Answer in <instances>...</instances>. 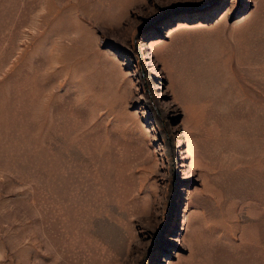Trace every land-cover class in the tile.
Wrapping results in <instances>:
<instances>
[{"label":"rangeland","instance_id":"obj_1","mask_svg":"<svg viewBox=\"0 0 264 264\" xmlns=\"http://www.w3.org/2000/svg\"><path fill=\"white\" fill-rule=\"evenodd\" d=\"M0 264H264V0H0Z\"/></svg>","mask_w":264,"mask_h":264}]
</instances>
